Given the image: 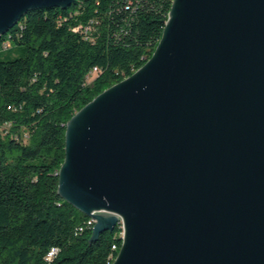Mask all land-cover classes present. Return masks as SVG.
<instances>
[{"label": "water", "instance_id": "obj_1", "mask_svg": "<svg viewBox=\"0 0 264 264\" xmlns=\"http://www.w3.org/2000/svg\"><path fill=\"white\" fill-rule=\"evenodd\" d=\"M0 0V36L29 11ZM59 195L123 224L113 264H264V0H174L159 46L68 123Z\"/></svg>", "mask_w": 264, "mask_h": 264}, {"label": "trees", "instance_id": "obj_2", "mask_svg": "<svg viewBox=\"0 0 264 264\" xmlns=\"http://www.w3.org/2000/svg\"><path fill=\"white\" fill-rule=\"evenodd\" d=\"M173 4L75 0L29 11L0 36V264L117 258L122 223L94 240L92 218L59 195L67 125L151 60Z\"/></svg>", "mask_w": 264, "mask_h": 264}, {"label": "built area", "instance_id": "obj_3", "mask_svg": "<svg viewBox=\"0 0 264 264\" xmlns=\"http://www.w3.org/2000/svg\"><path fill=\"white\" fill-rule=\"evenodd\" d=\"M93 223H96V221L94 219H92V221L90 222V224L93 225ZM120 223H122V222H120ZM122 226H123V224H122ZM122 236H123V234H122ZM115 249H117V246H114V250ZM57 253H58V251L56 249H53L50 252L49 256H48V260H52Z\"/></svg>", "mask_w": 264, "mask_h": 264}, {"label": "bare ground", "instance_id": "obj_4", "mask_svg": "<svg viewBox=\"0 0 264 264\" xmlns=\"http://www.w3.org/2000/svg\"><path fill=\"white\" fill-rule=\"evenodd\" d=\"M96 224V223H95ZM116 260V258L113 260V261H115ZM114 263V262H113Z\"/></svg>", "mask_w": 264, "mask_h": 264}]
</instances>
